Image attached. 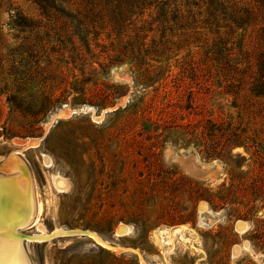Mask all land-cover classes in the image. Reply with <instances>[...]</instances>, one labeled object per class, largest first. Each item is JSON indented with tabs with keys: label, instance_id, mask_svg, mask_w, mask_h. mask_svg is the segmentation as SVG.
<instances>
[{
	"label": "rangeland",
	"instance_id": "1",
	"mask_svg": "<svg viewBox=\"0 0 264 264\" xmlns=\"http://www.w3.org/2000/svg\"><path fill=\"white\" fill-rule=\"evenodd\" d=\"M166 1L117 32L104 5L0 0V181L32 178L37 213L17 230L30 264H264V96L250 91L263 16L251 4L254 22L225 37L227 65L201 1ZM64 106L75 114L47 128ZM180 226L168 252L159 233Z\"/></svg>",
	"mask_w": 264,
	"mask_h": 264
},
{
	"label": "bare ground",
	"instance_id": "2",
	"mask_svg": "<svg viewBox=\"0 0 264 264\" xmlns=\"http://www.w3.org/2000/svg\"><path fill=\"white\" fill-rule=\"evenodd\" d=\"M75 112L76 110L71 109L68 106H64L51 117L47 128H49V126L52 125L58 117L68 118V116L75 114ZM38 140L39 139L16 140L15 142L17 145L27 148L37 146L39 142ZM166 153L169 158H173L181 163H184V160L186 159L185 157H181L178 154L173 153L171 149H168ZM10 159L13 160L11 162H19H15L16 169H19L20 166H24V163L14 154H12ZM216 171L217 170H210L207 173V176L212 177ZM14 177L15 178H11V180H9V184H5L3 181L1 183L0 181V199L2 200V202L0 201V264H30L27 252L23 247L24 236L20 235L17 230L18 228H23L32 223L37 213V207L32 193V178L30 177L27 169H24V171L22 170L21 172L19 171V175ZM56 185L59 188L60 183H57ZM201 213V220L204 225L210 226L217 221V217L208 211L206 206L201 208ZM247 228L248 226L245 222H239L237 224V230L241 233H245ZM183 229H185V226L171 229L168 231L169 235L167 238H165L166 233L161 230L159 234L162 238L160 239V237H158V243L161 247L170 252L172 250L171 246L173 243V237ZM132 232H136V229L133 226L121 224L116 232V235L123 237L132 234ZM54 235L89 236L103 247L114 249L119 253L126 250L118 246H113L109 242L103 240L98 234L89 231L58 230L54 233ZM49 237V235L44 233L39 236L38 239L41 240ZM136 253L141 258V261L146 263L140 253L137 251ZM238 253L239 250L236 249L234 254L237 255Z\"/></svg>",
	"mask_w": 264,
	"mask_h": 264
},
{
	"label": "trees",
	"instance_id": "3",
	"mask_svg": "<svg viewBox=\"0 0 264 264\" xmlns=\"http://www.w3.org/2000/svg\"><path fill=\"white\" fill-rule=\"evenodd\" d=\"M38 6L54 4L56 0H27ZM91 5H104L108 11L109 24L112 30L120 32L127 21L134 16L142 13L147 6H152L156 3L168 5L166 0H84ZM193 2L196 0H192ZM200 3H194L202 10L199 15L206 14L204 19L205 28L209 34L215 35L216 40H213L211 49L213 52H219L234 60L235 53L229 47L225 37L234 33L236 28H244L250 26L256 15L251 7V4L259 10L263 16L264 22V0H250L244 4L243 0H200ZM177 14L179 10H176ZM26 18H23L25 20ZM179 19L177 15L173 20ZM264 26V25H263ZM264 32V27L262 28ZM226 35V36H225ZM246 58V57H245ZM240 64V63H238ZM257 70L251 81L250 91L257 97L264 96V52H262L257 60ZM234 68H236L234 66ZM245 69V68H244ZM236 70V69H235ZM239 70V69H238ZM245 72V70H244Z\"/></svg>",
	"mask_w": 264,
	"mask_h": 264
},
{
	"label": "water",
	"instance_id": "4",
	"mask_svg": "<svg viewBox=\"0 0 264 264\" xmlns=\"http://www.w3.org/2000/svg\"><path fill=\"white\" fill-rule=\"evenodd\" d=\"M116 110H117V109L114 108V109H110L109 111H110V112H113V111H116Z\"/></svg>",
	"mask_w": 264,
	"mask_h": 264
},
{
	"label": "crops",
	"instance_id": "5",
	"mask_svg": "<svg viewBox=\"0 0 264 264\" xmlns=\"http://www.w3.org/2000/svg\"><path fill=\"white\" fill-rule=\"evenodd\" d=\"M209 170H213V169H209Z\"/></svg>",
	"mask_w": 264,
	"mask_h": 264
}]
</instances>
